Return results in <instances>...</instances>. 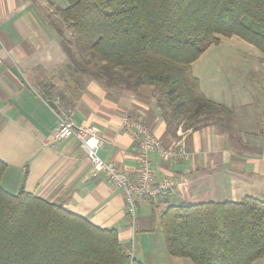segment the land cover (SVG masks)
Wrapping results in <instances>:
<instances>
[{
  "label": "crops",
  "instance_id": "1",
  "mask_svg": "<svg viewBox=\"0 0 264 264\" xmlns=\"http://www.w3.org/2000/svg\"><path fill=\"white\" fill-rule=\"evenodd\" d=\"M62 8L53 0H0L4 189L18 193L24 187L99 227L116 228L122 245L144 264H149L145 257L151 253L147 237L160 226V214L169 203L238 202L246 196L264 199L263 68L237 71L227 85L218 83L216 93L225 100L203 91L233 114L180 135L186 158L168 162L158 151L150 152L156 180L171 179L175 186L166 194L137 196L133 228L124 189L104 175L93 176L80 141L70 137L53 142L61 116L78 126H98L99 155L131 181H136L140 167L138 141L124 127L125 117L141 120L165 147H174L178 139L168 130L152 87L138 91L107 87L75 72L63 45L72 38V31L60 16ZM259 58L264 62V57ZM153 205L157 206L155 215ZM177 263L184 264L166 256L152 262Z\"/></svg>",
  "mask_w": 264,
  "mask_h": 264
},
{
  "label": "trees",
  "instance_id": "2",
  "mask_svg": "<svg viewBox=\"0 0 264 264\" xmlns=\"http://www.w3.org/2000/svg\"><path fill=\"white\" fill-rule=\"evenodd\" d=\"M67 1L60 16L72 38L63 45L75 72L107 87H152L177 139L180 130L233 114L206 96L193 73L211 45L235 35L264 55V0ZM6 167L0 159V264H144L116 228L99 227L24 187L4 189ZM159 224L168 254L195 264H253L264 257L261 198L169 203Z\"/></svg>",
  "mask_w": 264,
  "mask_h": 264
},
{
  "label": "built area",
  "instance_id": "3",
  "mask_svg": "<svg viewBox=\"0 0 264 264\" xmlns=\"http://www.w3.org/2000/svg\"><path fill=\"white\" fill-rule=\"evenodd\" d=\"M123 122L124 127L138 141L140 167L136 181H131L116 165L101 158L98 153L102 145L100 128L94 124L78 126L67 116H61L59 125L54 133L53 142L58 143L70 137H75L80 141L92 164L93 176L104 175L110 183L124 189L127 212L134 228L137 218L136 197H152L158 194H166L175 186V181L171 179L156 180V171L151 164L150 152L158 151L161 158L168 162L184 159L188 156V152L185 149L183 138L178 139L174 147L168 148L158 140L141 120L125 117ZM179 133L181 136L184 134L181 130ZM131 256L134 257V252H131Z\"/></svg>",
  "mask_w": 264,
  "mask_h": 264
},
{
  "label": "rangeland",
  "instance_id": "4",
  "mask_svg": "<svg viewBox=\"0 0 264 264\" xmlns=\"http://www.w3.org/2000/svg\"><path fill=\"white\" fill-rule=\"evenodd\" d=\"M58 6L66 7L67 0H53ZM264 57L260 50L238 36H221L218 44L211 45L205 53L193 64V73L201 78V86L204 92L214 98L225 100L222 95L216 93L219 84L227 85L236 76L237 71H257L264 68V62L259 57ZM230 88V86H229ZM180 136V133L178 131ZM141 213H143L141 211ZM137 217V215H136ZM136 228V221L134 223ZM138 232V231H137ZM138 234L136 235V239ZM151 253L146 255L149 264L159 261L160 257L166 256L184 264H195L191 259L171 257L166 248L160 226L151 231L147 237ZM180 263V262H179ZM178 264V263H177ZM253 264H264V257L259 258Z\"/></svg>",
  "mask_w": 264,
  "mask_h": 264
},
{
  "label": "water",
  "instance_id": "5",
  "mask_svg": "<svg viewBox=\"0 0 264 264\" xmlns=\"http://www.w3.org/2000/svg\"><path fill=\"white\" fill-rule=\"evenodd\" d=\"M50 104H52V102H50Z\"/></svg>",
  "mask_w": 264,
  "mask_h": 264
}]
</instances>
